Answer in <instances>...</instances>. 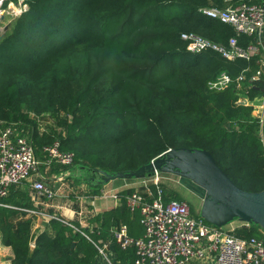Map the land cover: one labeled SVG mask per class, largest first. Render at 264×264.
Wrapping results in <instances>:
<instances>
[{
	"label": "trees",
	"instance_id": "1",
	"mask_svg": "<svg viewBox=\"0 0 264 264\" xmlns=\"http://www.w3.org/2000/svg\"><path fill=\"white\" fill-rule=\"evenodd\" d=\"M23 2L27 10L0 40V125L27 130L22 135L36 155L47 161L42 148L58 142L61 152L73 155V164L89 172L87 180L100 185L103 178L133 173L169 149H199L209 152L240 189L264 190L259 119L252 107L237 104L239 94L250 102L263 94V77L249 82L259 57L228 61L214 52L194 55L180 38L194 34L225 49L236 38L245 49L255 44L254 36L237 35L197 10L264 5V0ZM222 73L230 86L209 90ZM43 116L52 126L39 132L37 118ZM160 187L165 202L182 201ZM132 191L121 193L118 208L97 215L100 235L72 222L86 237L56 220L35 237L30 218L0 206L1 244L12 250L10 264H95L93 244L109 238L112 227L126 226L130 237H141L139 215L125 206ZM234 234L264 240L255 224L237 227ZM111 253L114 264H133L136 257L134 248L117 245Z\"/></svg>",
	"mask_w": 264,
	"mask_h": 264
},
{
	"label": "built area",
	"instance_id": "2",
	"mask_svg": "<svg viewBox=\"0 0 264 264\" xmlns=\"http://www.w3.org/2000/svg\"><path fill=\"white\" fill-rule=\"evenodd\" d=\"M3 1L0 0V5ZM16 4L22 6L20 13L27 10V5L22 0ZM197 13L204 18L231 26L237 35L254 36L255 44L244 49L237 45L236 38H231L228 48L225 49L207 39L184 33L180 38L186 43L185 50L188 53L198 55L214 52L228 61L259 57L258 71L249 82L254 84L259 82L261 77L264 78V5L240 3L226 9L201 7ZM243 78V76L238 77L237 82L242 81ZM231 83V79L222 73L208 84V88L219 92ZM237 88L240 89L239 86ZM262 96L259 98L264 99V95ZM259 98L250 102L245 95L239 94L237 104L250 106L257 114L252 115L259 119V137L264 150L262 128L264 114L260 105L254 103ZM17 131L14 126H7L0 131V206L11 187L25 182L30 184L38 198L52 201L58 191L50 189L42 180L32 178L38 170L39 162L30 140L17 134ZM42 153L47 157L48 165L51 163L65 167L73 165V155L61 152L58 142L43 147ZM158 174L154 172L151 175L155 193L134 190L124 197L129 212L139 214L143 235L132 238L125 226L112 232V239L121 250L135 249L136 257L133 264H264L263 239L241 238L234 234V229L225 231L223 228L206 223L201 218H194L191 216L189 205L185 202L176 200L165 202ZM104 196L120 203L121 194L118 192L107 191L104 192ZM19 210L26 212L30 217L42 215L41 212L33 209ZM78 214L81 217L83 213L79 211ZM49 219L55 218L49 217ZM81 226L85 225L82 223ZM80 233L86 237L85 233ZM93 245L103 263L114 264L108 257L107 244L98 241Z\"/></svg>",
	"mask_w": 264,
	"mask_h": 264
},
{
	"label": "crops",
	"instance_id": "3",
	"mask_svg": "<svg viewBox=\"0 0 264 264\" xmlns=\"http://www.w3.org/2000/svg\"><path fill=\"white\" fill-rule=\"evenodd\" d=\"M262 95H264V92ZM261 98H263V96ZM261 98L254 103L260 105V109L263 112L262 114H264V99ZM252 114L256 113L252 111ZM2 128L3 127L0 125V131ZM17 130V134H28L27 130ZM38 131L43 132L45 130L41 129L38 125ZM35 156L39 162V166L37 172L32 175V178L40 179L50 189L58 191L57 196L52 201L38 198L35 192L32 191L30 184L25 182L11 187L8 196L1 201V206L3 208L13 209L24 213L26 219L30 218L32 220V233L35 237L43 233L46 229V225L52 220L59 221L67 226L69 224V226L75 231H77V228L74 227L72 222H78L80 225L83 223L85 225L84 228L90 229L91 232L95 231L96 235H100L99 225L95 221L97 215L114 210L121 205L120 203L114 202L110 197L104 196V192L114 191L121 194L124 191H134L133 188L139 186L134 178L114 179L107 182L102 180V183L99 185L93 179L87 180L85 176L89 174V172L77 164H73L69 168H64L65 166L55 164L50 166L46 163L43 156L41 157L36 154ZM12 202L20 203L21 207L14 206ZM123 208L126 209L125 206ZM19 209H33L41 212L42 215L30 217L26 212ZM79 211H82L83 213L81 217L78 214ZM49 217H54L55 219L50 220ZM19 218H21L20 215H18V219ZM99 222L101 223L103 221L100 220ZM117 228L119 227H112L109 229L108 236L110 237L106 238L104 241L100 240L102 243L108 245L107 253L109 258H111L112 255V246L116 245L112 239V232ZM30 246V248H34V241ZM12 258L13 253L11 248L4 247L1 244L0 233V264H10ZM102 262L103 261L98 257L95 264H102Z\"/></svg>",
	"mask_w": 264,
	"mask_h": 264
},
{
	"label": "water",
	"instance_id": "4",
	"mask_svg": "<svg viewBox=\"0 0 264 264\" xmlns=\"http://www.w3.org/2000/svg\"><path fill=\"white\" fill-rule=\"evenodd\" d=\"M4 30H8L6 26ZM154 172L188 179L201 188L205 194L199 214L206 223L223 228L239 220L257 225L264 233V190L246 192L237 187L205 150L169 149L133 173L108 176L103 180L142 178Z\"/></svg>",
	"mask_w": 264,
	"mask_h": 264
},
{
	"label": "rangeland",
	"instance_id": "5",
	"mask_svg": "<svg viewBox=\"0 0 264 264\" xmlns=\"http://www.w3.org/2000/svg\"><path fill=\"white\" fill-rule=\"evenodd\" d=\"M18 1L19 0H4L2 5H0V40L7 31L4 30V27L6 26L8 29L10 27L11 22L22 13L19 12L22 6L16 4ZM4 2L7 3L3 5ZM173 12L175 13L176 11ZM37 119L39 122V127L41 129L48 130L52 126V121L44 116L38 117ZM158 176H159V180H158L159 185L176 193L178 200H182L183 202L191 206L190 209L191 216L194 218H200L199 212L204 199V194H205L204 191L198 186H196L190 180L176 175L159 173ZM125 179H129V178H125ZM134 179L139 184L138 187L133 188L134 190H138L144 193L151 191V187L153 185V176L145 175L142 178H134ZM244 225L248 226L249 224L243 223L239 220H234L231 222V224L224 226L223 229L225 231H231L233 229L235 230L237 227H241ZM102 264H106V263L102 262Z\"/></svg>",
	"mask_w": 264,
	"mask_h": 264
}]
</instances>
